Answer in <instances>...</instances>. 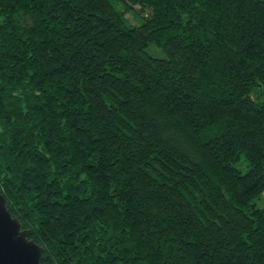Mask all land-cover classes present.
Wrapping results in <instances>:
<instances>
[{"label": "trees", "instance_id": "trees-1", "mask_svg": "<svg viewBox=\"0 0 264 264\" xmlns=\"http://www.w3.org/2000/svg\"><path fill=\"white\" fill-rule=\"evenodd\" d=\"M263 192L264 0H0V193L40 264H264Z\"/></svg>", "mask_w": 264, "mask_h": 264}, {"label": "water", "instance_id": "water-1", "mask_svg": "<svg viewBox=\"0 0 264 264\" xmlns=\"http://www.w3.org/2000/svg\"><path fill=\"white\" fill-rule=\"evenodd\" d=\"M6 203L0 193V264H40L43 247L29 238V230L21 227Z\"/></svg>", "mask_w": 264, "mask_h": 264}, {"label": "rangeland", "instance_id": "rangeland-1", "mask_svg": "<svg viewBox=\"0 0 264 264\" xmlns=\"http://www.w3.org/2000/svg\"><path fill=\"white\" fill-rule=\"evenodd\" d=\"M138 15V16H137ZM139 10H137V8L131 9V10H127L125 12V16L127 17V20L130 24H135L137 23V18H139L140 16ZM254 203L257 206H264V192L257 197L256 199H254Z\"/></svg>", "mask_w": 264, "mask_h": 264}]
</instances>
